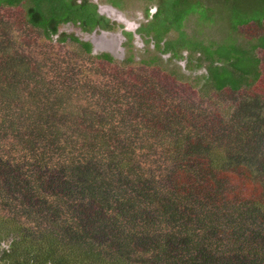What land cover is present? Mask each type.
Here are the masks:
<instances>
[{
    "label": "trees",
    "instance_id": "1",
    "mask_svg": "<svg viewBox=\"0 0 264 264\" xmlns=\"http://www.w3.org/2000/svg\"><path fill=\"white\" fill-rule=\"evenodd\" d=\"M101 1L144 15L136 33L149 46L152 40L160 48L165 34L175 32L176 38L163 41L165 62L143 61L148 67L163 63L167 76L199 91L237 92L264 74V0ZM6 6L23 7L27 22L46 38L61 36L63 42L70 32L60 31L61 25L81 34L116 27L127 38V52L134 46L132 33L110 23L91 0H0V8ZM191 18L201 33L225 32L219 39L192 35L184 29ZM3 23L0 14V30ZM250 24L261 32L247 38L241 29ZM70 37L92 52L89 39ZM0 41V264H264L263 96L241 97L244 126L234 121L235 130L213 132L211 143H198L190 141L197 137L194 129L167 130L180 121L185 103L172 104L174 114L162 130L150 110L139 123L128 121L125 112L132 108L120 112L112 103L125 95L102 94L92 70L49 63L56 69L53 80L68 81L67 100L83 85L89 95L75 125L62 124L58 113L69 111L61 106V89L45 90L49 82L40 80L50 77L43 66L24 72L17 51L9 53L13 46L7 51V38ZM97 58L113 61L107 53ZM26 77L27 96L20 86ZM134 106L148 105L139 99ZM72 127L77 134L68 139L62 130ZM149 137L160 139L161 150ZM237 167L245 173L231 180H245L252 193L222 186Z\"/></svg>",
    "mask_w": 264,
    "mask_h": 264
},
{
    "label": "rangeland",
    "instance_id": "2",
    "mask_svg": "<svg viewBox=\"0 0 264 264\" xmlns=\"http://www.w3.org/2000/svg\"><path fill=\"white\" fill-rule=\"evenodd\" d=\"M91 1L98 4L99 12L104 14L109 19L110 23H113L116 26L118 25L122 30H125L126 35L128 33H132L134 46L131 52H127V38H125L120 29H116V27L108 31H101L99 30L100 28H96V30L90 34H81L74 26L63 27V25H61L59 27L60 31L61 29H65L67 32H70V35H67L66 39L61 42V36L58 37L55 35L51 38H46L43 33L41 34L39 29L33 28L27 22L23 7L6 6L0 8V14L6 21L5 24H2L0 39H4V37L5 39L7 38V51L10 46H13V48L9 50V53L12 54L17 51L23 61L21 68L26 73L31 71V69H33L34 72L37 63H39L40 66H43L42 70L44 73L47 71L49 73L47 77H50V80L44 78L40 80V82H49V88H46L45 90H51L53 86L61 89L60 93L63 101L61 106L66 107L70 113H58L57 116H63L62 124L66 123L73 126L75 125V113L76 111H79L80 108L87 107V104L89 103V98L87 97H89V95H84L85 90L83 88L87 86L83 85L79 91L72 95V98L67 100V94L64 93V90L68 91V81L65 78L53 80V73L56 69L55 67L50 66L49 63L56 66L61 65L63 67L65 64L68 65L71 63L69 67L71 70H74V72H76L77 69H86L87 71L92 70L90 73H92L94 75V79L100 83L98 85V89H103L102 94L105 92L104 95H111L113 93L120 96L125 95L126 98L123 97V101L116 97L112 103L116 106L118 105L117 107H119L120 112L123 111V107L126 109L128 107L132 108L125 112L128 121H131L132 119L133 121L136 120L135 123H139L138 120L142 119L144 116L143 110H150L153 114L154 121L162 130L166 127V124H168L166 122L168 121L169 116H171L172 113L174 114V106L172 104L179 106L182 103H185L179 115L180 121L175 125L169 126L167 130H171L172 133L176 135L183 126L194 129L197 137L191 139L190 141H197L198 143L202 141L205 143H211L210 139H216L213 132H219L222 134L223 131L230 128H234L235 130L236 126H232L236 125L234 121H239L243 124L242 126H244L245 119L243 118V105H241L240 100L243 95L253 93L254 96H258L260 98L262 96L264 97V74H262L260 81L254 86L250 88L243 87L244 89L237 92H234L229 88L216 91L211 87L209 89L199 91L198 88H193V86L187 81H181L177 78L167 76L166 72L162 69L163 63L148 67L143 59L148 60L149 58L154 59L153 57H155L157 59L154 60L157 62H165L161 59V57H168V53L162 52L161 50L163 41L168 38L174 39L177 34L173 31L168 32L165 34L164 40L160 43L161 47L157 48L156 46L154 48L152 40L150 41L149 46L148 43L144 41V38H142L143 36L136 33L141 21L147 19L144 15H130L131 12L134 11L132 7L126 6L123 10L118 9L116 6L106 1ZM120 1L124 3H135L136 0ZM217 6L219 7V5ZM152 9H154V7H152ZM194 23L193 18L188 19L185 22L184 29L188 33L196 35L200 38L203 35H206L205 37L209 36L214 39H219V37H222L225 32L224 27L220 30L218 28H204V33H201L198 30L197 25ZM128 24H131V26L129 27ZM72 32L75 33V35L72 34ZM260 32V28H258L255 24H250L241 29V34L245 35L247 38L257 35ZM70 36H79L80 39L83 38L82 40L89 39L92 43V52L87 53L83 51L79 43L72 40ZM147 38H152V34H149ZM16 39L17 43H19L17 48L14 44ZM2 43L0 41V46ZM104 53L112 56L113 61L107 62L100 58L95 59L98 55ZM128 53H134L132 59L130 60H128ZM260 53L264 55V51H261ZM40 73L37 76H39ZM99 73L112 75L113 78L109 81L103 82V79L98 76ZM74 79L75 78H72L70 81H74ZM21 80L22 83H20V86L24 89L27 88L25 85H28V77ZM58 82H62V84L60 85ZM30 85L33 86V84ZM34 85L38 87V84ZM121 85L122 88H120ZM27 92L28 91L25 89L26 96ZM47 96L50 99H53L49 95ZM139 99L145 100V103L149 107H135L134 104ZM3 101H5V98L0 97V102L2 103ZM5 111L6 110H2L1 114ZM7 113L9 114V112ZM74 129L75 128L73 127L67 128L62 130V132L68 139H71L75 134H77ZM140 131H142V129H140ZM138 134L141 135L142 132H139ZM148 140L161 150L158 144L160 139L157 141L156 139L149 137ZM184 144H188V141L186 140ZM160 154L163 157V153L160 152ZM234 170L237 173L234 172ZM244 173L245 171L242 168H231L230 175L226 176V178L222 180V186L225 189L238 187V189H240L239 192L242 193L243 191L245 195L248 194V192L252 193V191H250V187L246 185L245 180L242 179L237 182L231 180L232 178H238V176L241 177ZM241 193H239V195ZM228 195L230 197H234L235 192L230 191Z\"/></svg>",
    "mask_w": 264,
    "mask_h": 264
},
{
    "label": "flooded vegetation",
    "instance_id": "3",
    "mask_svg": "<svg viewBox=\"0 0 264 264\" xmlns=\"http://www.w3.org/2000/svg\"><path fill=\"white\" fill-rule=\"evenodd\" d=\"M129 25V27L131 26V24H128Z\"/></svg>",
    "mask_w": 264,
    "mask_h": 264
},
{
    "label": "clouds",
    "instance_id": "4",
    "mask_svg": "<svg viewBox=\"0 0 264 264\" xmlns=\"http://www.w3.org/2000/svg\"><path fill=\"white\" fill-rule=\"evenodd\" d=\"M169 56V55H168ZM183 59V58H182Z\"/></svg>",
    "mask_w": 264,
    "mask_h": 264
},
{
    "label": "bare ground",
    "instance_id": "5",
    "mask_svg": "<svg viewBox=\"0 0 264 264\" xmlns=\"http://www.w3.org/2000/svg\"><path fill=\"white\" fill-rule=\"evenodd\" d=\"M100 2V1H99Z\"/></svg>",
    "mask_w": 264,
    "mask_h": 264
}]
</instances>
